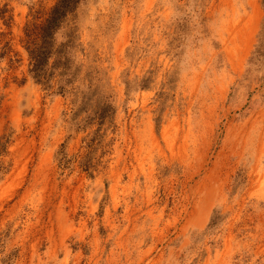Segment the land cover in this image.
Masks as SVG:
<instances>
[{
  "label": "rangeland",
  "instance_id": "1",
  "mask_svg": "<svg viewBox=\"0 0 264 264\" xmlns=\"http://www.w3.org/2000/svg\"><path fill=\"white\" fill-rule=\"evenodd\" d=\"M58 1L0 0V264H264V0H78L38 78Z\"/></svg>",
  "mask_w": 264,
  "mask_h": 264
},
{
  "label": "trees",
  "instance_id": "2",
  "mask_svg": "<svg viewBox=\"0 0 264 264\" xmlns=\"http://www.w3.org/2000/svg\"><path fill=\"white\" fill-rule=\"evenodd\" d=\"M78 0H59L50 10L48 17L41 26H34L28 32L30 62L32 72L40 78L48 59L53 55L54 34L61 26L66 16L73 12ZM33 37V39H32ZM39 42V43H37Z\"/></svg>",
  "mask_w": 264,
  "mask_h": 264
}]
</instances>
